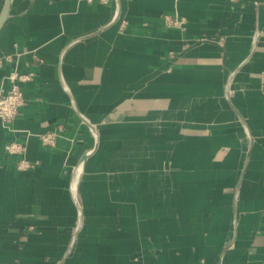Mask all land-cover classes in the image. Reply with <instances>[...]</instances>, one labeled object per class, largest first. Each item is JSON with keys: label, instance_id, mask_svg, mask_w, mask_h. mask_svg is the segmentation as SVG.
Here are the masks:
<instances>
[{"label": "crops", "instance_id": "1", "mask_svg": "<svg viewBox=\"0 0 264 264\" xmlns=\"http://www.w3.org/2000/svg\"><path fill=\"white\" fill-rule=\"evenodd\" d=\"M13 72L0 264H264V0H11Z\"/></svg>", "mask_w": 264, "mask_h": 264}, {"label": "built area", "instance_id": "2", "mask_svg": "<svg viewBox=\"0 0 264 264\" xmlns=\"http://www.w3.org/2000/svg\"><path fill=\"white\" fill-rule=\"evenodd\" d=\"M179 22L170 21L171 26H176ZM12 82L8 91L0 90V120L4 123L13 122L20 113V108L24 104V94L21 90V83L32 80V74H20L13 72L10 75ZM40 140L45 146H54L56 142L55 133L42 135ZM5 151L10 156L16 157V168L25 171L33 167V164L26 157L25 146L18 142H11L6 145Z\"/></svg>", "mask_w": 264, "mask_h": 264}, {"label": "water", "instance_id": "3", "mask_svg": "<svg viewBox=\"0 0 264 264\" xmlns=\"http://www.w3.org/2000/svg\"><path fill=\"white\" fill-rule=\"evenodd\" d=\"M10 5H11V0H5V5H4V8L2 10V13L0 15V29L3 27V25L5 24L6 20H7V17H8V14H9V10H10ZM92 127V130L94 131L95 135H96V139L98 140V134L95 130V128L93 126ZM87 156V155H86ZM84 159H82L83 161ZM78 169L75 171V174H74V178H73V185H74V188H76V184H77V181H76V174L78 172ZM78 180V179H77ZM79 206V205H78Z\"/></svg>", "mask_w": 264, "mask_h": 264}, {"label": "bare ground", "instance_id": "4", "mask_svg": "<svg viewBox=\"0 0 264 264\" xmlns=\"http://www.w3.org/2000/svg\"><path fill=\"white\" fill-rule=\"evenodd\" d=\"M77 175H78V174H76V178H75V179H76V181H77Z\"/></svg>", "mask_w": 264, "mask_h": 264}]
</instances>
